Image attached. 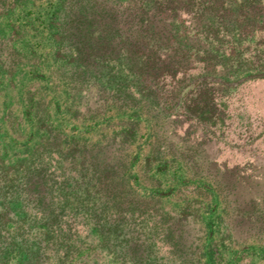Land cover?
I'll use <instances>...</instances> for the list:
<instances>
[{
    "label": "rangeland",
    "instance_id": "obj_1",
    "mask_svg": "<svg viewBox=\"0 0 264 264\" xmlns=\"http://www.w3.org/2000/svg\"><path fill=\"white\" fill-rule=\"evenodd\" d=\"M75 1L0 0V194L10 203L9 222L31 232L48 222L36 213V192L27 190L25 177H31L52 192L54 224L67 244L95 240L45 264H81L80 258L127 264L139 245L152 254L151 264H209L210 255L214 264H264V78L220 94L230 117L214 136L184 117L168 126L162 114L123 112L105 85L115 86L124 72L108 74L113 63L80 67L94 61L52 35V13ZM30 98L39 103L27 119ZM164 128L170 148L156 155ZM129 130L133 141L113 137ZM52 141L62 153L72 143L93 151L120 148L119 176L109 177L96 161L89 166L59 157L48 149ZM80 180L88 185L76 191Z\"/></svg>",
    "mask_w": 264,
    "mask_h": 264
},
{
    "label": "trees",
    "instance_id": "obj_2",
    "mask_svg": "<svg viewBox=\"0 0 264 264\" xmlns=\"http://www.w3.org/2000/svg\"><path fill=\"white\" fill-rule=\"evenodd\" d=\"M126 1L125 6L105 7L94 0H77L68 9L61 2L52 13V35L57 41L65 40L74 54L94 61L80 67L113 63L108 74L121 76L124 72L115 86L105 85L111 92L110 101L123 112L137 108L135 111L162 114L168 126L173 118L184 117L214 136L230 117L220 94L244 82L264 78V0ZM62 11L66 14L62 15ZM117 46L118 52L114 53ZM198 65V71L189 78L188 71ZM117 66L121 67L118 72L114 71ZM38 103L29 99L25 106L27 119H32ZM137 113L132 114L140 122ZM119 134H126L128 142L134 140L133 130L115 133L113 137ZM169 136L164 128L162 144L158 143L154 154L164 155L169 150ZM53 145L52 141L48 149L59 157L67 156L73 162L75 157L84 159L89 166L96 161L109 177H118L124 162L122 155H115L120 148L108 150L114 153L113 160H108L109 152L100 147L94 151L89 147L76 149L77 144L72 143L62 153L64 149H54ZM69 176L64 174L63 179ZM30 178L25 177V181L27 190L36 192V213L48 222L36 232L22 224H11L10 203L6 195L0 194V264L56 262L60 251L68 254L87 249L86 244L93 245L95 240L88 238L84 243L74 240L67 244L68 237L62 238L61 229L54 224L58 215L51 207L52 192ZM88 182L80 180L74 184L75 190L82 191L81 186L86 187ZM96 226L100 229L99 224ZM140 248L141 245L134 248L136 252L125 260L127 264H151L152 254L143 253ZM78 261L88 264L82 258ZM210 261L214 264L211 255Z\"/></svg>",
    "mask_w": 264,
    "mask_h": 264
}]
</instances>
